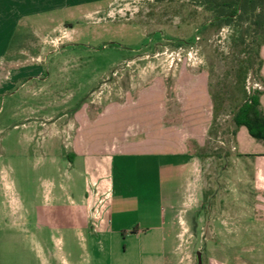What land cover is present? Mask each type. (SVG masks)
I'll return each mask as SVG.
<instances>
[{
	"label": "rangeland",
	"instance_id": "rangeland-1",
	"mask_svg": "<svg viewBox=\"0 0 264 264\" xmlns=\"http://www.w3.org/2000/svg\"><path fill=\"white\" fill-rule=\"evenodd\" d=\"M195 1L22 0L21 50L0 56V264L14 255L41 264L36 239L59 235L57 223L69 218L84 223L78 207L84 197L92 203L101 165L94 145L109 138L103 109L154 76H165L172 97L182 66L206 70L211 94L225 101L203 145L190 144L200 154L202 194L180 216L177 254L185 258L178 264H196L199 252L203 264H214L225 248L222 214L249 220L254 196L241 187L229 87L249 51H241V27L199 33ZM182 3L188 6L176 11ZM259 80L252 70L247 89Z\"/></svg>",
	"mask_w": 264,
	"mask_h": 264
},
{
	"label": "crops",
	"instance_id": "crops-1",
	"mask_svg": "<svg viewBox=\"0 0 264 264\" xmlns=\"http://www.w3.org/2000/svg\"><path fill=\"white\" fill-rule=\"evenodd\" d=\"M1 1L0 56L5 58L12 49L21 50L17 37L22 28V0ZM261 56L263 66L255 89L262 91L264 112V45ZM210 82L206 70L182 66L172 95L176 110L171 109L165 76H154L146 86L103 109L109 111L110 126L108 140L94 145L101 164L98 188L91 204L84 197V205L78 207L83 224L79 217L75 223L69 218L67 223H57L59 235L36 239L41 264H178L184 260L177 254L178 222L201 199L200 154L190 144L194 140L203 145L213 123ZM103 111L97 117L99 123ZM235 144L241 187L254 196L253 211L248 221H229L222 214L219 240L225 248L212 263L264 264V140L242 125ZM2 264H33V260L14 255Z\"/></svg>",
	"mask_w": 264,
	"mask_h": 264
},
{
	"label": "trees",
	"instance_id": "trees-1",
	"mask_svg": "<svg viewBox=\"0 0 264 264\" xmlns=\"http://www.w3.org/2000/svg\"><path fill=\"white\" fill-rule=\"evenodd\" d=\"M191 10L199 33L210 28L220 30L224 26H233L240 31V46L242 52L249 51V56L240 59L235 67L236 79L232 81L230 100L235 105L233 123L234 133L245 125L250 134L264 140V112L261 108L262 91L255 89L250 92L246 83L249 73L255 70L261 76L263 58L261 48L264 45V0H197ZM188 3H182L178 12L183 11ZM250 38V39H249ZM238 91V92H235ZM214 102L213 124L217 123L219 110L223 107L225 98L212 95Z\"/></svg>",
	"mask_w": 264,
	"mask_h": 264
},
{
	"label": "water",
	"instance_id": "water-1",
	"mask_svg": "<svg viewBox=\"0 0 264 264\" xmlns=\"http://www.w3.org/2000/svg\"><path fill=\"white\" fill-rule=\"evenodd\" d=\"M197 264H203V257H202L201 252H199V254H198V263Z\"/></svg>",
	"mask_w": 264,
	"mask_h": 264
},
{
	"label": "flooded vegetation",
	"instance_id": "flooded-vegetation-1",
	"mask_svg": "<svg viewBox=\"0 0 264 264\" xmlns=\"http://www.w3.org/2000/svg\"><path fill=\"white\" fill-rule=\"evenodd\" d=\"M197 263H198V261H197ZM197 263H196V264H197Z\"/></svg>",
	"mask_w": 264,
	"mask_h": 264
}]
</instances>
